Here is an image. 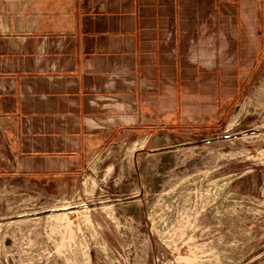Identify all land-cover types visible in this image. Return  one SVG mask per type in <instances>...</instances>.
Returning a JSON list of instances; mask_svg holds the SVG:
<instances>
[{
    "label": "rangeland",
    "instance_id": "374dc122",
    "mask_svg": "<svg viewBox=\"0 0 264 264\" xmlns=\"http://www.w3.org/2000/svg\"><path fill=\"white\" fill-rule=\"evenodd\" d=\"M174 1L175 58L228 65L255 47L231 106L166 122L94 99L115 128L65 192L7 185L20 134L0 129V264H264V0ZM123 74L110 69L108 95Z\"/></svg>",
    "mask_w": 264,
    "mask_h": 264
},
{
    "label": "crops",
    "instance_id": "0c3cea01",
    "mask_svg": "<svg viewBox=\"0 0 264 264\" xmlns=\"http://www.w3.org/2000/svg\"><path fill=\"white\" fill-rule=\"evenodd\" d=\"M179 21L174 0H0V120L13 122L0 129L20 134L6 184L65 192L115 128L94 99L126 101L150 121L221 118L255 47L243 43L228 65L177 59ZM112 64L124 74L108 95Z\"/></svg>",
    "mask_w": 264,
    "mask_h": 264
}]
</instances>
